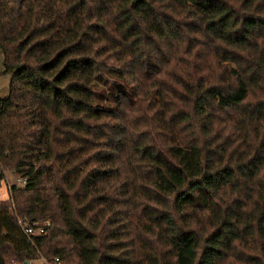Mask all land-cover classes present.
<instances>
[{
	"label": "trees",
	"instance_id": "1",
	"mask_svg": "<svg viewBox=\"0 0 264 264\" xmlns=\"http://www.w3.org/2000/svg\"><path fill=\"white\" fill-rule=\"evenodd\" d=\"M0 49V264H264V0H0Z\"/></svg>",
	"mask_w": 264,
	"mask_h": 264
},
{
	"label": "rangeland",
	"instance_id": "2",
	"mask_svg": "<svg viewBox=\"0 0 264 264\" xmlns=\"http://www.w3.org/2000/svg\"><path fill=\"white\" fill-rule=\"evenodd\" d=\"M11 76L4 74L3 53L0 49V99H6L9 96ZM18 177L8 172L6 174V182L0 188V202H5L9 199L8 185H16ZM43 261H38L35 264H43Z\"/></svg>",
	"mask_w": 264,
	"mask_h": 264
},
{
	"label": "built area",
	"instance_id": "3",
	"mask_svg": "<svg viewBox=\"0 0 264 264\" xmlns=\"http://www.w3.org/2000/svg\"><path fill=\"white\" fill-rule=\"evenodd\" d=\"M26 185V180L23 178L18 177L16 187H24ZM8 191L14 186V185H8ZM18 224L24 233L29 239L34 238H41L47 234V228L50 226L49 222L46 223H39V222H29L26 219H19ZM56 262L58 264H61L59 259H56Z\"/></svg>",
	"mask_w": 264,
	"mask_h": 264
},
{
	"label": "water",
	"instance_id": "4",
	"mask_svg": "<svg viewBox=\"0 0 264 264\" xmlns=\"http://www.w3.org/2000/svg\"><path fill=\"white\" fill-rule=\"evenodd\" d=\"M26 264H30L29 262H26Z\"/></svg>",
	"mask_w": 264,
	"mask_h": 264
}]
</instances>
